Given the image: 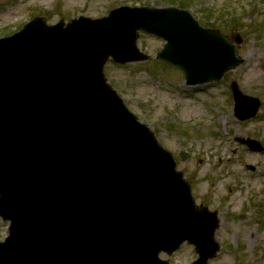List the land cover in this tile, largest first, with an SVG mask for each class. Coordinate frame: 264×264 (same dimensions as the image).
Listing matches in <instances>:
<instances>
[{
  "label": "water",
  "instance_id": "obj_1",
  "mask_svg": "<svg viewBox=\"0 0 264 264\" xmlns=\"http://www.w3.org/2000/svg\"><path fill=\"white\" fill-rule=\"evenodd\" d=\"M138 31L165 40L157 58L188 86L242 63L233 43L176 9L121 7L66 26L35 20L0 40V216L11 223L0 264H167L157 254L184 241L194 264H206L217 251L215 214L195 210L172 155L103 77L109 57L147 59ZM231 89L236 117H254L259 101Z\"/></svg>",
  "mask_w": 264,
  "mask_h": 264
},
{
  "label": "rangeland",
  "instance_id": "obj_2",
  "mask_svg": "<svg viewBox=\"0 0 264 264\" xmlns=\"http://www.w3.org/2000/svg\"><path fill=\"white\" fill-rule=\"evenodd\" d=\"M15 1L18 16L44 15L49 23L78 16L98 18L119 6L174 7L187 10L200 26L228 38L240 34L243 43L237 55L244 62L219 82L186 86L182 74L162 67L154 58L164 41L143 33L138 35L137 47L150 56L148 62L108 61L103 72L126 107L174 155L195 202L218 212L215 239L221 249L209 264H264V151L253 153L239 143L250 138L264 147V0ZM6 11L0 19H13L15 14ZM233 80L242 93L260 101L257 115L250 120L234 117L229 89ZM183 152L185 160L179 158ZM6 233L0 223V238ZM162 258L170 264H190L196 255L184 245Z\"/></svg>",
  "mask_w": 264,
  "mask_h": 264
},
{
  "label": "flooded vegetation",
  "instance_id": "obj_3",
  "mask_svg": "<svg viewBox=\"0 0 264 264\" xmlns=\"http://www.w3.org/2000/svg\"><path fill=\"white\" fill-rule=\"evenodd\" d=\"M20 21H23V22L20 23ZM26 21H27V18H23V16H20L19 20H17V23H14L11 21L10 23H5L3 25H0V38L6 37L12 34L14 31H16L19 28L21 24L25 23Z\"/></svg>",
  "mask_w": 264,
  "mask_h": 264
},
{
  "label": "bare ground",
  "instance_id": "obj_4",
  "mask_svg": "<svg viewBox=\"0 0 264 264\" xmlns=\"http://www.w3.org/2000/svg\"><path fill=\"white\" fill-rule=\"evenodd\" d=\"M234 170V169H233ZM232 174H234V173H232Z\"/></svg>",
  "mask_w": 264,
  "mask_h": 264
}]
</instances>
